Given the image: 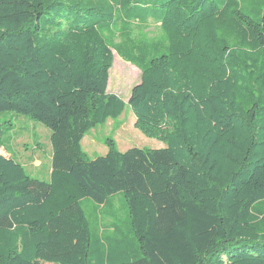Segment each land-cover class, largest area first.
I'll list each match as a JSON object with an SVG mask.
<instances>
[{
	"label": "trees",
	"instance_id": "obj_1",
	"mask_svg": "<svg viewBox=\"0 0 264 264\" xmlns=\"http://www.w3.org/2000/svg\"><path fill=\"white\" fill-rule=\"evenodd\" d=\"M112 52L165 147L90 159L84 136L125 109ZM3 113L49 130L51 162L42 181L0 156V264H264V0H0ZM119 193L126 230L92 238L81 201Z\"/></svg>",
	"mask_w": 264,
	"mask_h": 264
},
{
	"label": "rangeland",
	"instance_id": "obj_2",
	"mask_svg": "<svg viewBox=\"0 0 264 264\" xmlns=\"http://www.w3.org/2000/svg\"><path fill=\"white\" fill-rule=\"evenodd\" d=\"M143 34L149 39L159 37V26L149 22ZM135 33L137 30L133 29ZM113 61L108 73L107 93L117 95L124 103L125 109L118 119L107 120L104 125L90 130L81 141L82 151L90 158L107 153L105 141L112 139L119 152L132 148L161 149L165 145L158 140L143 136L134 128V116L127 105L131 88L139 83L140 70L123 61L112 52ZM2 134L0 144L13 160L20 163L25 173L34 179L48 181L50 174L51 146L50 132L45 127L26 116L13 113L0 115ZM9 124L11 126H9ZM0 154L3 150L0 149ZM81 207L89 223L91 237L100 233V228L117 223L125 231L128 224L127 210L122 195L115 194L108 199L104 209L95 206L89 200L81 201ZM95 208H99L97 219ZM103 217L100 219V216Z\"/></svg>",
	"mask_w": 264,
	"mask_h": 264
},
{
	"label": "crops",
	"instance_id": "obj_3",
	"mask_svg": "<svg viewBox=\"0 0 264 264\" xmlns=\"http://www.w3.org/2000/svg\"><path fill=\"white\" fill-rule=\"evenodd\" d=\"M0 149H2L3 150V154H5V156L6 157H11L6 151H5V149L4 148H0Z\"/></svg>",
	"mask_w": 264,
	"mask_h": 264
},
{
	"label": "water",
	"instance_id": "obj_4",
	"mask_svg": "<svg viewBox=\"0 0 264 264\" xmlns=\"http://www.w3.org/2000/svg\"><path fill=\"white\" fill-rule=\"evenodd\" d=\"M0 156L4 157L5 159H8V157H6L5 154H0Z\"/></svg>",
	"mask_w": 264,
	"mask_h": 264
}]
</instances>
